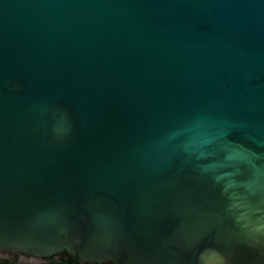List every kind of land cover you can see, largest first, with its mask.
<instances>
[{"label": "water", "instance_id": "water-1", "mask_svg": "<svg viewBox=\"0 0 264 264\" xmlns=\"http://www.w3.org/2000/svg\"><path fill=\"white\" fill-rule=\"evenodd\" d=\"M64 252L264 264V0H0V255Z\"/></svg>", "mask_w": 264, "mask_h": 264}, {"label": "flooded vegetation", "instance_id": "flooded-vegetation-1", "mask_svg": "<svg viewBox=\"0 0 264 264\" xmlns=\"http://www.w3.org/2000/svg\"><path fill=\"white\" fill-rule=\"evenodd\" d=\"M60 254H57V255H54L52 257H48L44 260H41L38 264H46L49 262V259H51V258L57 260V259L61 258ZM23 257H25V256L17 255V256H10V257H7V256L3 257L2 255H0V264H3L5 262H9V263L14 262L16 264H27L26 262H24L22 260ZM76 261H79L80 264H94V263H83L80 259H76ZM106 264H108V263H106Z\"/></svg>", "mask_w": 264, "mask_h": 264}, {"label": "trees", "instance_id": "trees-1", "mask_svg": "<svg viewBox=\"0 0 264 264\" xmlns=\"http://www.w3.org/2000/svg\"><path fill=\"white\" fill-rule=\"evenodd\" d=\"M61 258L55 260V259H49V262L46 264H80L79 261H76V259L70 255L68 252H64L60 254ZM3 264H16V263H9L5 262ZM108 264H113L112 262H109Z\"/></svg>", "mask_w": 264, "mask_h": 264}, {"label": "snow or ice", "instance_id": "snow-or-ice-1", "mask_svg": "<svg viewBox=\"0 0 264 264\" xmlns=\"http://www.w3.org/2000/svg\"><path fill=\"white\" fill-rule=\"evenodd\" d=\"M205 143H207L208 145H213V144H215V141L214 140H207V141H205ZM244 154L245 153L243 151H233L232 154L230 156H228L227 159L229 161H232V162L234 161V162L239 163V162H242ZM5 250H8V249H5ZM13 251H15V250H13Z\"/></svg>", "mask_w": 264, "mask_h": 264}, {"label": "rangeland", "instance_id": "rangeland-1", "mask_svg": "<svg viewBox=\"0 0 264 264\" xmlns=\"http://www.w3.org/2000/svg\"><path fill=\"white\" fill-rule=\"evenodd\" d=\"M3 257H6V256H3ZM22 260L24 262H26L27 264H38L40 262V261H36V260L29 259V258H26V257H23Z\"/></svg>", "mask_w": 264, "mask_h": 264}]
</instances>
